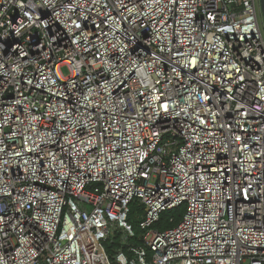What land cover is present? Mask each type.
Returning a JSON list of instances; mask_svg holds the SVG:
<instances>
[{
  "label": "built area",
  "instance_id": "obj_1",
  "mask_svg": "<svg viewBox=\"0 0 264 264\" xmlns=\"http://www.w3.org/2000/svg\"><path fill=\"white\" fill-rule=\"evenodd\" d=\"M260 15L0 0V264H264Z\"/></svg>",
  "mask_w": 264,
  "mask_h": 264
},
{
  "label": "trees",
  "instance_id": "obj_2",
  "mask_svg": "<svg viewBox=\"0 0 264 264\" xmlns=\"http://www.w3.org/2000/svg\"><path fill=\"white\" fill-rule=\"evenodd\" d=\"M139 210L137 204L133 205V211L130 216L131 219L134 218L135 212ZM185 212V207H180L177 209L173 210H166L161 214L160 220L156 223L155 227L158 228L159 230H165L167 228L176 226L180 220L182 219L183 215ZM173 217V221H170V219ZM135 219V218H134ZM134 223H137L135 220ZM138 238H130L128 240H124L121 236V233L116 231L114 235L106 242V249L110 255V257L113 259L114 258V253L119 249V248H126V242L129 243H137Z\"/></svg>",
  "mask_w": 264,
  "mask_h": 264
},
{
  "label": "water",
  "instance_id": "obj_3",
  "mask_svg": "<svg viewBox=\"0 0 264 264\" xmlns=\"http://www.w3.org/2000/svg\"><path fill=\"white\" fill-rule=\"evenodd\" d=\"M260 2V10H261V15H262V22L264 26V0H259Z\"/></svg>",
  "mask_w": 264,
  "mask_h": 264
},
{
  "label": "rangeland",
  "instance_id": "obj_4",
  "mask_svg": "<svg viewBox=\"0 0 264 264\" xmlns=\"http://www.w3.org/2000/svg\"><path fill=\"white\" fill-rule=\"evenodd\" d=\"M260 16H261V18H262V15H260ZM63 72H64L66 75H68V74H69L68 67L64 66V67H63ZM135 228H136L137 231H139V228H138L137 223H135Z\"/></svg>",
  "mask_w": 264,
  "mask_h": 264
}]
</instances>
